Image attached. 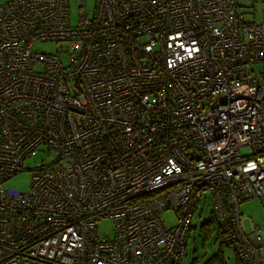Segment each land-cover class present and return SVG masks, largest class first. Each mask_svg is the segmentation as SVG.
<instances>
[{"label": "built area", "instance_id": "obj_1", "mask_svg": "<svg viewBox=\"0 0 264 264\" xmlns=\"http://www.w3.org/2000/svg\"><path fill=\"white\" fill-rule=\"evenodd\" d=\"M76 2L0 0V264H178L200 199L264 264V0Z\"/></svg>", "mask_w": 264, "mask_h": 264}, {"label": "rangeland", "instance_id": "obj_2", "mask_svg": "<svg viewBox=\"0 0 264 264\" xmlns=\"http://www.w3.org/2000/svg\"><path fill=\"white\" fill-rule=\"evenodd\" d=\"M241 8L247 11L248 17H252L253 20L257 21L260 10H261V0H236ZM86 8L90 9L92 6L93 0H86ZM77 2L76 0H70L69 9H70V19L72 22L76 21V11H77ZM36 46L39 47L42 51H54L56 44L53 42H36ZM246 149L243 148L242 152ZM46 156L37 153L33 157L26 158L23 162L25 168H29L34 164L40 162L41 159H46ZM29 180V171L28 169H23L21 171L13 174L7 181V184H11L20 189H26ZM239 210L241 215L244 214L245 217L241 219L242 226L245 230H248L250 223L255 224L259 229L264 230V207L261 205L259 197L253 195L249 198L243 199L239 202ZM210 208L207 201L202 199L198 200L195 204V207L192 210L191 224H196V227L199 222L204 221L210 215ZM161 217L167 226H170L173 223L174 214L171 209H165L161 211ZM113 227V222L111 219L105 218L99 221L98 231L99 232H111ZM218 238L214 237V234L209 236L204 244H201L196 236V228L188 234L186 240V246L184 250V255L180 259L178 264H203L205 259L213 252L221 251L223 258V264H237L236 257L233 250L225 245L218 244ZM193 254H196V258L191 262ZM216 264V263H208Z\"/></svg>", "mask_w": 264, "mask_h": 264}, {"label": "trees", "instance_id": "obj_3", "mask_svg": "<svg viewBox=\"0 0 264 264\" xmlns=\"http://www.w3.org/2000/svg\"><path fill=\"white\" fill-rule=\"evenodd\" d=\"M196 228V236L201 244H204L206 240L214 234V237L218 238L219 245H222L223 243L220 241V231L218 229V226L212 217V215H209L207 219L204 221H201L198 223L197 227L196 224H190L188 233H191ZM196 254H193L191 258V262L196 258ZM223 258L221 255V251L218 249V251L211 253L204 261L203 264L208 263H216V264H223ZM236 262L238 264V259L236 258Z\"/></svg>", "mask_w": 264, "mask_h": 264}, {"label": "crops", "instance_id": "obj_4", "mask_svg": "<svg viewBox=\"0 0 264 264\" xmlns=\"http://www.w3.org/2000/svg\"><path fill=\"white\" fill-rule=\"evenodd\" d=\"M2 1V0H1Z\"/></svg>", "mask_w": 264, "mask_h": 264}]
</instances>
